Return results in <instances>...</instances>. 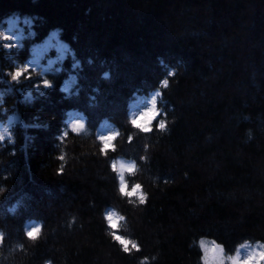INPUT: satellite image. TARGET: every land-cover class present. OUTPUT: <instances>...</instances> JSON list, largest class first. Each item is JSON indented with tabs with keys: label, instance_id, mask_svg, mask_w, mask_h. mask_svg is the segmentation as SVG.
I'll return each mask as SVG.
<instances>
[{
	"label": "trees",
	"instance_id": "1",
	"mask_svg": "<svg viewBox=\"0 0 264 264\" xmlns=\"http://www.w3.org/2000/svg\"><path fill=\"white\" fill-rule=\"evenodd\" d=\"M11 12L15 27L4 20ZM0 30L14 38L8 49L0 42V123L16 120L7 124L14 142L0 143V187L49 230L29 264H135L158 250L156 264H194L192 237H214L229 252L246 237L264 239V0H0ZM157 58L163 74L176 70L165 92L171 131L148 138L150 161L135 179L149 201L133 209L90 137L61 145L56 135L75 109L93 123L108 116L126 136V102L156 87ZM28 63L29 78L9 83L5 71ZM42 79L52 87L37 86ZM143 142L121 143L118 154L138 160ZM62 148L68 163L57 175ZM109 207L127 215L123 234L143 252L125 256L110 242L101 215Z\"/></svg>",
	"mask_w": 264,
	"mask_h": 264
},
{
	"label": "clouds",
	"instance_id": "2",
	"mask_svg": "<svg viewBox=\"0 0 264 264\" xmlns=\"http://www.w3.org/2000/svg\"><path fill=\"white\" fill-rule=\"evenodd\" d=\"M19 19L18 12H11L4 17L5 21H10L9 27H15ZM57 37L58 30L50 33L45 43H50L51 39ZM5 39H11V37L0 30V40ZM4 47L10 48L12 45L4 44ZM67 47L66 44H59L56 51L60 50L59 53L63 56ZM157 63L162 74L156 87L143 94L139 93L140 98L135 106L126 102L129 110L125 117V126L131 129L126 136L122 128L110 121L108 116H101L98 118V123H93L91 116L75 109L64 114L66 118L61 124L59 134L56 135V140L61 145H66L73 138L90 137L94 148L93 154L108 161L109 172L115 175L116 191L120 199L133 209L146 206L149 201L150 194L145 190V184L135 179L143 171L141 165L150 161L148 152L151 145L148 143V138L154 132L165 136L171 131L169 113L174 111V107L166 99L165 92L170 87L171 78L176 76V70L169 68L167 73L163 74L165 65L162 58H157ZM5 74L9 77V83L19 84L22 76L25 79L29 78L30 65H19L12 70H6ZM31 74H34V70ZM102 78L109 79V73H103ZM37 86L50 88L52 82L42 79ZM137 95L136 91L131 93V96ZM14 123L16 120H9V125ZM90 124L93 127H90ZM244 136L245 143L252 141L254 139L252 129L246 128ZM137 137L144 138L142 154L138 157L139 163L137 158L118 154L121 143L132 145ZM6 138L9 143L14 142L9 126L0 127V143ZM110 153L115 155L109 158ZM58 159L62 163L59 165L60 170L57 175H63V170L68 163V153L63 148ZM151 179L153 187L158 186L156 181L160 179L159 176L151 177ZM162 182L171 183L167 178ZM4 192L5 188L0 187V264H29L35 256L37 244L47 239L49 230L42 218L27 215L30 208L21 210L14 204L10 206L11 196L3 197ZM101 215L104 220L105 235L123 255L133 257L134 254L143 252L144 248L139 238L123 234L130 231L126 214L116 207H109L106 211H102ZM75 223L76 217H70L66 225L69 231ZM187 247L190 250L196 248L199 252L194 264H264V239L261 238L246 237L237 242L233 250L229 252L226 245L214 237L198 235L190 238ZM159 258L158 250L148 255L136 256L135 264H156ZM40 264H55V261L52 258H44Z\"/></svg>",
	"mask_w": 264,
	"mask_h": 264
},
{
	"label": "rangeland",
	"instance_id": "3",
	"mask_svg": "<svg viewBox=\"0 0 264 264\" xmlns=\"http://www.w3.org/2000/svg\"><path fill=\"white\" fill-rule=\"evenodd\" d=\"M6 36H7V35H6ZM13 40H14V38L11 37V39L0 40V42H2L3 48H5V47H4V44H10V45H11V43L13 42ZM5 49H8V48H5ZM28 65H29V63H28ZM10 119H13V120H14V118H13L12 116H10L5 124H1V123H0V127L7 126V124L9 123V120H10Z\"/></svg>",
	"mask_w": 264,
	"mask_h": 264
}]
</instances>
